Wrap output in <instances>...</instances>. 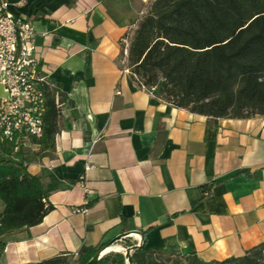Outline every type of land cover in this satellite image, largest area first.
<instances>
[{"label": "crops", "instance_id": "crops-1", "mask_svg": "<svg viewBox=\"0 0 264 264\" xmlns=\"http://www.w3.org/2000/svg\"><path fill=\"white\" fill-rule=\"evenodd\" d=\"M0 1L32 24L34 57L64 99L54 149L13 156L42 179L52 210L0 238V264L73 259L131 232L147 250L206 263L264 243V117L218 119L207 138L206 117L122 73V40L149 0ZM83 201L88 213H72Z\"/></svg>", "mask_w": 264, "mask_h": 264}, {"label": "trees", "instance_id": "trees-1", "mask_svg": "<svg viewBox=\"0 0 264 264\" xmlns=\"http://www.w3.org/2000/svg\"><path fill=\"white\" fill-rule=\"evenodd\" d=\"M128 67L147 90L171 106L207 118L206 137L218 119L264 117V0H152L128 48ZM55 86L45 88L40 151L54 149L61 106ZM13 146L0 143V238L38 225L52 210L44 183L14 161ZM82 247L73 260L59 256L28 264H86L99 250ZM3 244L0 242V255ZM264 264V243L238 258L202 262L166 248L141 247L133 264ZM95 264H126L111 252Z\"/></svg>", "mask_w": 264, "mask_h": 264}, {"label": "built area", "instance_id": "built-area-1", "mask_svg": "<svg viewBox=\"0 0 264 264\" xmlns=\"http://www.w3.org/2000/svg\"><path fill=\"white\" fill-rule=\"evenodd\" d=\"M34 34L29 20L13 15L8 3L0 1V143L13 146L14 154L28 145L37 146L31 141L38 142L43 137L44 90L53 87L34 57ZM130 41L127 37L122 40V73L132 76L141 89L147 90L128 67ZM148 91L153 93V89ZM115 94L120 93L116 90ZM54 97L58 103L59 93ZM82 180L81 177L79 187L86 193ZM87 205L88 202L83 201L81 207L71 212L85 215L89 211ZM77 257V253L74 254L73 260Z\"/></svg>", "mask_w": 264, "mask_h": 264}, {"label": "water", "instance_id": "water-1", "mask_svg": "<svg viewBox=\"0 0 264 264\" xmlns=\"http://www.w3.org/2000/svg\"><path fill=\"white\" fill-rule=\"evenodd\" d=\"M132 233L139 234L140 240H139V242L137 244L124 249L122 254L124 256L126 264H133V262H132V254L136 250H138L141 247H143L142 235L140 233H137V232L123 233V234L119 235L117 238L113 239L105 247H103L101 250H99L86 264H95L96 262H98L103 256H105L108 253H111V252L104 253V250L106 248H109V247L115 245L117 242H120L123 239L129 237Z\"/></svg>", "mask_w": 264, "mask_h": 264}, {"label": "rangeland", "instance_id": "rangeland-1", "mask_svg": "<svg viewBox=\"0 0 264 264\" xmlns=\"http://www.w3.org/2000/svg\"><path fill=\"white\" fill-rule=\"evenodd\" d=\"M151 2H152V0H149V4H148V6H147L146 9L142 12V14L138 17V18H139V21H140L143 17H145L147 11L149 10V7H150ZM139 21H137V24H138ZM137 24H136V26H137ZM135 29H136V28H135ZM135 29H134V30H135ZM134 30H133L131 33H129V35H126V37H127V38H130V40H131V37H132V35H133ZM130 70H131V69H130ZM113 248H118V249H122V250H123V249H126V248H124V247L121 248V247L119 246V244H115V246H113ZM122 252H123V251H121V253H122ZM183 262H184V264H193L192 259H191L190 257H187L186 259H184Z\"/></svg>", "mask_w": 264, "mask_h": 264}, {"label": "bare ground", "instance_id": "bare-ground-1", "mask_svg": "<svg viewBox=\"0 0 264 264\" xmlns=\"http://www.w3.org/2000/svg\"><path fill=\"white\" fill-rule=\"evenodd\" d=\"M131 235H136V236L139 237V234L132 233ZM113 246H115V245H113ZM113 246H111V247H109V248H106V249L104 250V253H107V252H121V251H123L122 249L113 248Z\"/></svg>", "mask_w": 264, "mask_h": 264}]
</instances>
